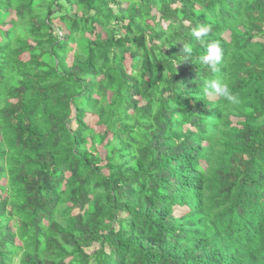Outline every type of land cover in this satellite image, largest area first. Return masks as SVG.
<instances>
[{
  "label": "trees",
  "instance_id": "16d2710c",
  "mask_svg": "<svg viewBox=\"0 0 264 264\" xmlns=\"http://www.w3.org/2000/svg\"><path fill=\"white\" fill-rule=\"evenodd\" d=\"M211 79L239 104L205 95ZM14 257L264 264V0H0V264Z\"/></svg>",
  "mask_w": 264,
  "mask_h": 264
},
{
  "label": "clouds",
  "instance_id": "9594fccd",
  "mask_svg": "<svg viewBox=\"0 0 264 264\" xmlns=\"http://www.w3.org/2000/svg\"><path fill=\"white\" fill-rule=\"evenodd\" d=\"M211 31L210 26L206 25H198L192 29V35L196 38L197 41L200 43H205L202 39L203 37L207 36ZM193 49L192 46L189 44L183 43V53L187 54V57L191 56ZM187 59V58H186ZM222 60V50L220 46L213 42L207 44V52L205 55L200 57V61L205 64L209 65L215 70V66L221 62ZM204 94L211 95L216 94L220 97L227 100L230 104H239V98L234 95L229 87V84L225 81L220 79H211L205 81L204 84ZM13 264H19V258H13Z\"/></svg>",
  "mask_w": 264,
  "mask_h": 264
},
{
  "label": "rangeland",
  "instance_id": "374dc122",
  "mask_svg": "<svg viewBox=\"0 0 264 264\" xmlns=\"http://www.w3.org/2000/svg\"><path fill=\"white\" fill-rule=\"evenodd\" d=\"M97 121H98L97 116H91L89 118L90 125H92L96 131H103L104 127L102 125L98 124Z\"/></svg>",
  "mask_w": 264,
  "mask_h": 264
}]
</instances>
